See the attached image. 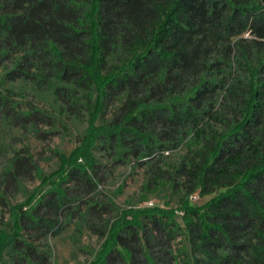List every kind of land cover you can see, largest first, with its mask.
Masks as SVG:
<instances>
[{
    "label": "trees",
    "instance_id": "16d2710c",
    "mask_svg": "<svg viewBox=\"0 0 264 264\" xmlns=\"http://www.w3.org/2000/svg\"><path fill=\"white\" fill-rule=\"evenodd\" d=\"M64 117L85 133L46 172L18 137ZM123 164L177 205H118ZM3 210L0 264H49L70 225L101 240L88 264H264V0H0Z\"/></svg>",
    "mask_w": 264,
    "mask_h": 264
},
{
    "label": "rangeland",
    "instance_id": "374dc122",
    "mask_svg": "<svg viewBox=\"0 0 264 264\" xmlns=\"http://www.w3.org/2000/svg\"><path fill=\"white\" fill-rule=\"evenodd\" d=\"M16 88L20 93L19 98L26 99L34 96L31 89H23L24 87L21 85H16ZM36 99L38 100L39 98L36 97ZM43 100L47 105L52 103V98L45 97ZM86 126L87 121L85 120L76 119L75 117H64L62 123L57 127L58 131L56 134H49L48 138L44 139L33 133H21V137H18L20 139L19 146L27 143L39 159L44 171L49 172L56 168L58 164L57 156L53 150L59 149L65 153H69L79 144L80 138L85 133ZM44 130L49 129L44 127ZM179 154L180 152L178 151L170 152L169 159L174 160ZM103 159L107 160L105 157ZM145 180L146 178L141 169H135L132 165L123 164L113 169L103 188L121 207L151 206L155 204L165 206L166 202H169L172 206L177 205L178 195L171 187L150 195L142 201L141 186ZM39 182L40 180L28 182L27 189H33ZM209 197L201 198L196 195L191 200L192 202L202 203L209 199ZM25 198L26 194L24 195L21 192L14 200L20 202ZM178 215V219L181 222L180 211ZM8 217V211H0L1 220H7ZM76 240L79 241L76 242ZM47 242L51 251L49 264H88L101 244V240L95 234L88 230L78 232L75 230L74 225L68 226L56 236H49Z\"/></svg>",
    "mask_w": 264,
    "mask_h": 264
}]
</instances>
